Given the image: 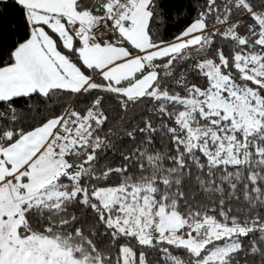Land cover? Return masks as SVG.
Listing matches in <instances>:
<instances>
[{
  "label": "snow or ice",
  "instance_id": "1",
  "mask_svg": "<svg viewBox=\"0 0 264 264\" xmlns=\"http://www.w3.org/2000/svg\"><path fill=\"white\" fill-rule=\"evenodd\" d=\"M0 264H264V0H0Z\"/></svg>",
  "mask_w": 264,
  "mask_h": 264
},
{
  "label": "trees",
  "instance_id": "2",
  "mask_svg": "<svg viewBox=\"0 0 264 264\" xmlns=\"http://www.w3.org/2000/svg\"><path fill=\"white\" fill-rule=\"evenodd\" d=\"M182 15L183 14H181V16ZM171 16L172 19L167 20L165 25L161 28V34L165 39H171L173 35L177 34L184 27V24L177 25V21L181 17H177L175 8L171 10ZM9 20L14 21L15 24L21 23V21L18 19V13L16 11H10L9 13L6 14L5 22Z\"/></svg>",
  "mask_w": 264,
  "mask_h": 264
}]
</instances>
